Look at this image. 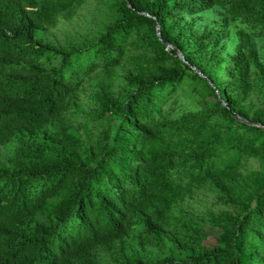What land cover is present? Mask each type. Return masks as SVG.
I'll use <instances>...</instances> for the list:
<instances>
[{
    "label": "trees",
    "instance_id": "1",
    "mask_svg": "<svg viewBox=\"0 0 264 264\" xmlns=\"http://www.w3.org/2000/svg\"><path fill=\"white\" fill-rule=\"evenodd\" d=\"M0 264H264V0H0Z\"/></svg>",
    "mask_w": 264,
    "mask_h": 264
},
{
    "label": "rangeland",
    "instance_id": "2",
    "mask_svg": "<svg viewBox=\"0 0 264 264\" xmlns=\"http://www.w3.org/2000/svg\"><path fill=\"white\" fill-rule=\"evenodd\" d=\"M208 230L210 231V237L207 240V244L213 246L216 244V239L218 237L219 231L211 227H209Z\"/></svg>",
    "mask_w": 264,
    "mask_h": 264
},
{
    "label": "water",
    "instance_id": "3",
    "mask_svg": "<svg viewBox=\"0 0 264 264\" xmlns=\"http://www.w3.org/2000/svg\"><path fill=\"white\" fill-rule=\"evenodd\" d=\"M157 29H158V34H160V23H158ZM181 57L184 59V55H181Z\"/></svg>",
    "mask_w": 264,
    "mask_h": 264
}]
</instances>
